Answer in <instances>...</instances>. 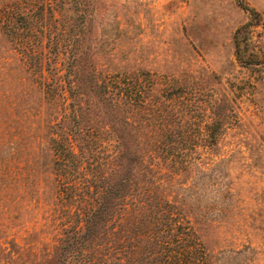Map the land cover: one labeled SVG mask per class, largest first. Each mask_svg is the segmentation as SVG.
<instances>
[{
    "label": "rangeland",
    "instance_id": "374dc122",
    "mask_svg": "<svg viewBox=\"0 0 264 264\" xmlns=\"http://www.w3.org/2000/svg\"><path fill=\"white\" fill-rule=\"evenodd\" d=\"M15 6L47 10L52 39L0 22V264H80L118 219L139 236L130 176L167 216L132 264H264V0H0V17Z\"/></svg>",
    "mask_w": 264,
    "mask_h": 264
},
{
    "label": "trees",
    "instance_id": "16d2710c",
    "mask_svg": "<svg viewBox=\"0 0 264 264\" xmlns=\"http://www.w3.org/2000/svg\"><path fill=\"white\" fill-rule=\"evenodd\" d=\"M46 11L47 10L45 9H41V12L37 13L36 9H33V10L25 9L23 12H21L20 7H17V6H15L12 9L6 8L4 10V14L0 17L1 27L4 29V31L12 33L14 39L17 37L22 38V33L27 34L28 37H32V35L36 36V33L38 32V33L43 34L44 37H48V40H51L52 37L50 36V33H48L47 35L45 34L47 28L43 29L42 27H40V24H43V22H47ZM38 21L40 22L36 23ZM32 57L33 56L31 55V53L27 51L26 55H24V58H21V60L24 65L29 64L31 66L32 64H30L29 62L31 61L35 62V60H32ZM67 61H68L70 72H72L73 74H76V72H78L77 61H73V59L67 60ZM86 86L92 91L95 97L96 95H101V99H100L101 101H98L97 99H95L96 101V102L94 101L95 105H100L102 102V105H107L111 112L119 111L120 102H117L116 104L106 103L107 97H105V93L107 92V90H105L104 82H100L97 79V76L94 71L90 72V76H88V82H86ZM69 87L71 89L70 84H69ZM96 98H100V97H96ZM110 100L113 101V99H110ZM80 117H81V114L77 117L75 116V114L72 115L71 113V115H69L68 117L63 115V118H64L63 120L64 122H68V123L72 122L71 125H75V126H71V127L75 130L79 128L78 119ZM67 153H70V152H67ZM122 158H124V156L121 157L120 160ZM119 173H120L119 169H117L115 173L113 174L115 175L116 178H118ZM124 182L127 183V190L126 192L122 194L121 198L119 199H122L123 202L127 201L129 192L134 193L135 191L134 195L132 196L136 197V199H139V200L144 199L145 203L148 204L146 209H148L149 212L146 215H144L142 213L143 211L140 210L138 206H135V205H133L132 207H128V210H126L127 212H132V215L129 217V220H131L132 222H136L135 229L139 230L140 228H143L144 230L139 236H136L134 235L135 234L134 230L129 229V225H128V231L122 230L123 224L121 223L119 225V222L121 221V219H118L119 222L115 225H112L111 223H109L110 228H111L110 231L105 230L103 232V235L107 237L106 242H110L108 245V249L103 250L102 249L103 246H102L100 248L97 247V249H89L87 253H82V251H78L74 253V255L78 256L80 260V264H132V261L136 260L135 255L143 256L144 252L147 253L146 246L149 245V243L146 245L141 243L140 241L141 237H144L148 241H150V244L151 243L155 244L154 246L158 247V249L163 246L161 244V241L158 240V236L160 238L161 237L160 235L164 234L166 231L165 228L167 227L166 225L167 216L165 214L166 211L162 209L166 205L162 202L152 199L151 195L149 194L140 195L141 193H143L140 191L143 185H140L139 183H137L135 179H133L132 176H130V178L128 179H124ZM107 191H108V188H104L101 191L102 197L96 200V209L92 211H88L86 213L85 222H84L85 225L83 226L84 228L83 235L87 236L89 232H91V228H92L91 226L93 225L92 224L93 219L97 217L99 213H101L103 209L105 195H107L108 193ZM96 194L98 195V193ZM89 195H92V194H89ZM123 220L124 219L122 218V221ZM158 225L162 226L164 229L159 231V235L157 233L153 234L154 230H158ZM66 233L69 234L68 231H66ZM67 234L64 238L60 240V243H59L60 245L56 247L58 252L60 250H63L66 245L68 246V247L66 246L67 248H70L71 245L73 246L74 242H71V240L78 237V233L75 230L72 231L70 236ZM154 246L152 247L154 248ZM96 250H97V253H96ZM86 254H89V256H87ZM146 256H145V264L146 262L151 263V261ZM165 261H166V264H170L169 258H166ZM177 262L179 263V261ZM171 264H175V262Z\"/></svg>",
    "mask_w": 264,
    "mask_h": 264
}]
</instances>
